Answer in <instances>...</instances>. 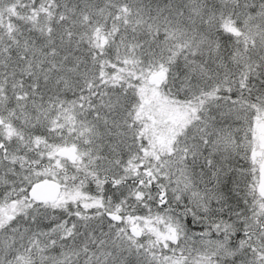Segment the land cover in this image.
Here are the masks:
<instances>
[{
  "label": "snow or ice",
  "instance_id": "obj_1",
  "mask_svg": "<svg viewBox=\"0 0 264 264\" xmlns=\"http://www.w3.org/2000/svg\"><path fill=\"white\" fill-rule=\"evenodd\" d=\"M0 264H264V0H0Z\"/></svg>",
  "mask_w": 264,
  "mask_h": 264
}]
</instances>
